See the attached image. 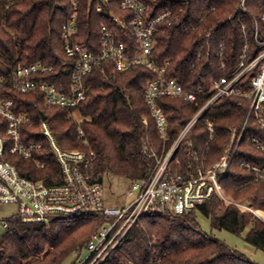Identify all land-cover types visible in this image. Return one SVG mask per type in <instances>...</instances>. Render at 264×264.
I'll use <instances>...</instances> for the list:
<instances>
[{"label": "trees", "instance_id": "1", "mask_svg": "<svg viewBox=\"0 0 264 264\" xmlns=\"http://www.w3.org/2000/svg\"><path fill=\"white\" fill-rule=\"evenodd\" d=\"M146 2L152 15L171 8L187 14L186 32L177 25L160 27L152 58L158 66L171 61L168 77L179 80L188 90L202 88L201 105L209 98L211 80L231 73L246 47H249V59L264 50L261 22L264 0H248V13L237 11L241 0ZM122 3L123 0H109L102 12H98L97 0H80L79 32L75 40L98 52L102 27L106 25L117 33L112 15L127 20L134 17L132 11L122 8ZM70 12V0H0V75L10 80L19 67L37 62L54 65L59 73L66 60L63 27ZM257 23L262 29L259 41L255 38ZM209 33L212 38L204 42L207 52L204 61L208 60L209 54L210 64L201 70L202 64H197L196 59L202 48L201 37ZM119 38L130 46L134 44L130 38L121 35ZM222 63L226 64L225 69ZM156 76L144 67L118 72L113 65L103 64L86 79L88 97L75 113L96 154L98 174L139 180L148 177L154 168V162L142 155V143L149 137L159 144L156 124L145 99L148 84ZM3 94L15 101L17 113H25L33 121V125L22 128V141L42 144L43 148L34 156L46 166L38 170L35 160L19 157L11 160L24 176L44 180L49 185L63 183L62 168L40 125L45 118L64 151H87L78 135V122L69 117L68 111L48 107L42 94H17L10 88ZM159 104L168 118L171 140L198 111L193 103L180 99L163 98ZM248 108L246 99L224 97L195 125L190 137L202 152L209 144V165L221 157L228 145L230 128L243 127ZM146 117L149 118L148 130L143 123ZM206 120L215 126L216 135L211 141ZM253 135L262 136V133L255 121L250 120L245 140L222 184L229 197L247 201L255 210L264 212V184L243 167L245 163L264 166V154L247 141ZM198 214L211 221L214 231L240 237L244 243L264 253V222L252 213H243L237 207L213 198L187 214L143 218L103 264H147L156 258L161 259L156 264H255L212 234L204 233L197 221ZM105 221L100 217L56 216L47 223L27 224L16 216L8 218L4 221L8 228L0 235V264H66L76 250L88 244ZM0 227H3L1 220ZM49 246L52 250L40 257Z\"/></svg>", "mask_w": 264, "mask_h": 264}, {"label": "built area", "instance_id": "2", "mask_svg": "<svg viewBox=\"0 0 264 264\" xmlns=\"http://www.w3.org/2000/svg\"><path fill=\"white\" fill-rule=\"evenodd\" d=\"M97 1V11L102 12L103 6L109 0ZM146 1L123 0L122 8L132 11L134 17L127 20L112 15L117 33L104 25L101 30L100 50L95 53L75 40L79 32L80 0H70L71 12L63 27L66 60L60 66V74L56 66L37 62L19 67L10 80L0 75V205L16 207L14 216L27 224L47 223L56 216L106 219L88 244L73 253L75 258L70 264H103L128 232L140 224L143 218L187 214L213 198L233 205L243 213H252L264 222V216L252 205L229 198L222 184V179L228 175L240 145L245 140L250 120L255 121L262 136L253 135L247 141L264 154V50L249 59V47H246L237 67L231 73L211 80L209 98L201 105V98L204 96L202 88L199 91L188 90L179 80L168 77L171 61L158 66L152 58L155 36L160 27L171 28L177 25L186 32L189 23L187 14L171 8L152 15ZM247 2L248 0H241L237 11L248 13ZM261 22L264 29V14ZM261 31L257 23L255 38L258 41ZM243 32L247 34L246 27ZM118 35L125 39L130 38L134 44L130 46ZM211 38L212 33L201 37L202 48L196 59L197 64H202L201 70L210 64L209 54L208 60L204 61L207 53L204 42ZM223 55L224 50L220 57ZM103 64L113 65L118 72L144 67L157 75L148 84L145 99L151 118L156 124L159 144L149 137L142 143V155L153 161L155 166L144 179H125L128 184L121 194L107 190V175L96 172V154L91 149L81 122L76 120L75 113L88 97L86 79ZM225 66L222 63L223 69ZM7 88L17 94H42L48 107L68 111L69 117L78 122V135L87 151H64L45 118L40 125L42 134L62 168L63 183L49 185L44 180L24 176L18 165L11 160L13 157L35 160V153L43 146L40 143L22 141V128L33 125V121L29 115L16 112L15 101L3 94ZM224 97L246 99L249 105L248 114L241 129L230 128L228 145L223 149L221 157L209 165V144L206 151L202 152L190 136L195 125ZM163 98L184 100L198 108L197 113L174 140L170 139L169 121L159 104ZM143 123L148 130L149 118H144ZM206 125L211 141L216 135L215 126L210 120H206ZM35 162L38 170L46 166L45 162ZM243 167L252 172L258 182L264 184V166L245 163ZM5 220H1V223L6 230L8 224ZM160 260L156 258L147 264H156Z\"/></svg>", "mask_w": 264, "mask_h": 264}, {"label": "rangeland", "instance_id": "3", "mask_svg": "<svg viewBox=\"0 0 264 264\" xmlns=\"http://www.w3.org/2000/svg\"><path fill=\"white\" fill-rule=\"evenodd\" d=\"M76 120L78 122H80V119L78 118L77 114H76ZM127 184H128V182L125 181V179L120 178V177H116V176H113L110 174L107 175L105 178V186H106L107 190H109L110 192H113V193H120L121 194L125 190ZM229 198H231V197H229ZM231 199H233V198H231ZM239 202L249 204L247 201H239ZM257 211H261V210H257ZM16 212H17V209L14 206L0 205V220L8 219V218L14 216L16 214ZM197 221L201 227V230L204 233L212 234L215 238L225 242L229 247H231V248L243 253L244 255H246L253 263L264 264V253L260 252V251H256L254 248H252L251 246L244 243L242 238L234 236V235H232L228 232H225V231H222V232L214 231L212 229V226H211V221L201 214H198ZM4 231H5L4 228L0 227V235L3 234ZM50 250H52V248L50 246L47 247L45 249L44 253L40 257H42V256L44 257V255L46 253H48ZM74 258H75V255L73 256V254H72V256H70V258L68 259L66 264H70L72 261H74Z\"/></svg>", "mask_w": 264, "mask_h": 264}, {"label": "crops", "instance_id": "4", "mask_svg": "<svg viewBox=\"0 0 264 264\" xmlns=\"http://www.w3.org/2000/svg\"><path fill=\"white\" fill-rule=\"evenodd\" d=\"M260 212L264 215V212H263V211H259V213H260Z\"/></svg>", "mask_w": 264, "mask_h": 264}, {"label": "bare ground", "instance_id": "5", "mask_svg": "<svg viewBox=\"0 0 264 264\" xmlns=\"http://www.w3.org/2000/svg\"><path fill=\"white\" fill-rule=\"evenodd\" d=\"M259 214H260L261 216H263L262 213H259Z\"/></svg>", "mask_w": 264, "mask_h": 264}]
</instances>
